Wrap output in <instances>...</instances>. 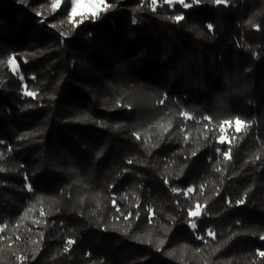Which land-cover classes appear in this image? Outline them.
I'll list each match as a JSON object with an SVG mask.
<instances>
[{
    "label": "trees",
    "instance_id": "16d2710c",
    "mask_svg": "<svg viewBox=\"0 0 264 264\" xmlns=\"http://www.w3.org/2000/svg\"><path fill=\"white\" fill-rule=\"evenodd\" d=\"M158 1L0 0V264H264V0Z\"/></svg>",
    "mask_w": 264,
    "mask_h": 264
},
{
    "label": "snow or ice",
    "instance_id": "6c2138e0",
    "mask_svg": "<svg viewBox=\"0 0 264 264\" xmlns=\"http://www.w3.org/2000/svg\"><path fill=\"white\" fill-rule=\"evenodd\" d=\"M86 2L89 3L90 6L93 9L91 11V13H90V15H91V17L93 19H95L98 16L100 11H106L107 8L109 7V5L107 3H105V0H86ZM165 2L171 4L173 2H177V0H165ZM178 2L181 3L182 6L185 9H187V8L197 4L199 2V0H191V3H186V2H184V0H178ZM59 3H60V0H53V4H52L53 11L56 10V8L58 7ZM81 3H82V0H72V8H71V12L69 14L70 21H71L72 17L76 15L77 6L79 4H81ZM157 3H158V0H151V4L153 6V10H155V6L157 5ZM214 3L217 4V5L226 4V0H214ZM38 15H39V13H38ZM82 18L87 19L88 16L84 15ZM171 19H173L175 21H180V20L183 19V17L181 15H176V16L171 17ZM248 23L252 24L253 27H256V25L253 24V21L250 20ZM212 27L213 26L211 24L208 25L209 30H212ZM61 35H63V33ZM8 64L13 66V67H15V62H14L12 57H8ZM25 95L34 97L36 94L34 92L27 91V92H25ZM164 102L165 101L163 99L159 101L160 104H163ZM125 107H128V105H125ZM179 116L184 118L185 120L191 119L188 111L179 112ZM211 119L212 118H210L209 116H205L204 117L205 121H211ZM215 120L219 124V131H220V135L217 137V143L220 144V145H223V144H225L227 142L230 145L229 148H228V151H223L222 152L219 147L216 149V151H217L218 154L223 156L224 160L227 161V160L230 159V153L232 151L231 143H232V141L236 140V137L233 136L231 141H226V136L224 135L225 126L226 125L231 126L232 124H234L235 125V132L236 133H241L242 131H246L247 128L250 127L251 122H246L245 120H243V119H241L239 117H236L235 119H232V118H229L227 116H217V117H215ZM155 127L159 128L160 134H161V136H163V134L168 132L169 128L172 127V124H171V121H168L167 123H158L157 125H155ZM133 136L137 140H139L141 138L139 132H133ZM185 140H187V136H185ZM192 155L195 156L196 152L193 151ZM257 159H259V157H257ZM129 163H131V161H129ZM216 170L220 171L219 168H217ZM165 183L167 184L168 181L165 180ZM29 190L31 191L30 188H29ZM171 190L174 193L178 191V189L175 188V187H173ZM191 192H193V188L189 187L187 189V191L185 192V195H187L188 193H191ZM244 202L245 201L243 199H240V200L236 201V204L239 205V204H243ZM29 211H31V209H29ZM41 214L43 215V213H41ZM200 214H201V205L200 204H197L195 206V210H191L190 209L188 211V217L189 218L198 217V216H200ZM129 215H131V214H129ZM137 215H139V214L137 213ZM124 218L127 219V216H125ZM190 227L192 229H196L197 224L195 222L190 221ZM208 235L213 236L214 234H213L212 231H209ZM197 239H203V237L197 236ZM260 239L264 240V235H261ZM73 242L74 241H72V240H68L67 243L69 245H71ZM161 243H163V241H161ZM67 250L68 249L65 248V251H67ZM257 255L260 256V257H264V251H258Z\"/></svg>",
    "mask_w": 264,
    "mask_h": 264
},
{
    "label": "rangeland",
    "instance_id": "374dc122",
    "mask_svg": "<svg viewBox=\"0 0 264 264\" xmlns=\"http://www.w3.org/2000/svg\"><path fill=\"white\" fill-rule=\"evenodd\" d=\"M61 1V0H60ZM164 2H165V0H163ZM184 2H186V3H191V2H187V0H184ZM71 3H72V0H71ZM165 3H167V2H165ZM175 3H179L178 2V0H177V2H173V3H171V4H169L170 6H172L173 4H175ZM158 4H160V1H158V3H157V5ZM181 4V3H180ZM156 5V6H157ZM182 5V4H181ZM192 7V6H191ZM71 8H72V5H71ZM190 8V7H189ZM93 9H92V7L90 6V4L89 3H87L86 2V0H82V3L81 4H79L78 6H77V12H76V14H80V13H91V11H92ZM70 12H71V9H70ZM14 60V62H15V67H13V66H11L10 65V68H11V70L14 72V73H16L17 75H19V71H18V66H17V63H16V61H15V59H13ZM229 126L228 125H226L225 126V129H227ZM233 127H234V129H235V125L233 124ZM226 141H227V137H226Z\"/></svg>",
    "mask_w": 264,
    "mask_h": 264
}]
</instances>
